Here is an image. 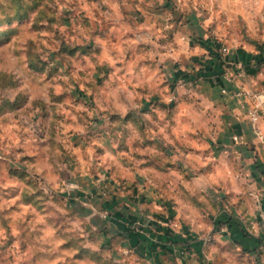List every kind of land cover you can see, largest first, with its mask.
I'll list each match as a JSON object with an SVG mask.
<instances>
[{"label":"clouds","instance_id":"1","mask_svg":"<svg viewBox=\"0 0 264 264\" xmlns=\"http://www.w3.org/2000/svg\"><path fill=\"white\" fill-rule=\"evenodd\" d=\"M0 264H264V0H0Z\"/></svg>","mask_w":264,"mask_h":264}]
</instances>
